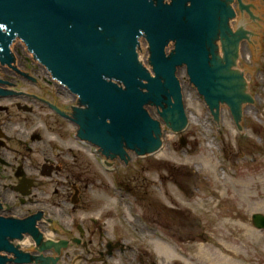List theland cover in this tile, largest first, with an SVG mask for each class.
Here are the masks:
<instances>
[{"label":"rangeland","instance_id":"obj_1","mask_svg":"<svg viewBox=\"0 0 264 264\" xmlns=\"http://www.w3.org/2000/svg\"><path fill=\"white\" fill-rule=\"evenodd\" d=\"M248 1L263 18L262 23L247 20L255 29L250 38L239 37L240 52L234 59L239 72L245 73L249 94L243 103L245 132H240L229 100L219 103L217 126L209 97L191 83L187 68L180 73L189 113L185 126L171 127L166 116L153 108L164 135L160 157L159 153L142 156L136 148L128 151V159H116V170L109 171L97 162L94 148L74 136L72 141L58 140L50 132L51 120L40 121L44 135L63 148L57 154L71 151L64 160L72 166L71 180L83 191V203L73 218L80 223L95 219V225L84 226L96 231V239L123 240L132 248L116 251L107 264H141V258L143 264H264V229L253 224L255 215L264 216V0ZM19 38L12 42L13 59L18 57L14 47L25 41ZM21 52L38 67L29 52ZM1 64L0 59L2 69ZM15 127L19 131V125ZM71 130L74 135L75 127ZM118 180L116 187L113 181ZM56 182L49 187L61 192ZM71 207L66 206L67 211ZM96 248L100 249L97 243ZM71 256L73 264H100Z\"/></svg>","mask_w":264,"mask_h":264},{"label":"water","instance_id":"obj_2","mask_svg":"<svg viewBox=\"0 0 264 264\" xmlns=\"http://www.w3.org/2000/svg\"><path fill=\"white\" fill-rule=\"evenodd\" d=\"M183 1L186 0L166 7L167 14L159 16L150 0H0V46L15 35L27 41L42 63L53 70L74 95L89 103L90 126L98 124L101 117L100 125L94 127L97 131L90 132L96 134V143L108 150H120L125 131L131 133L126 138L131 150L155 149V152L159 149L161 118L148 100L158 101L171 127L185 126L189 113L179 71L182 91L176 77V67L184 64L191 83L200 87L203 97H209L217 126L219 103L229 100L241 124L240 132H245L243 103L249 95L248 88L245 73H239V65L233 67V64L239 37L250 38L255 29L247 20L262 23L263 15L254 11L248 0H226L228 7L221 5L222 16L217 21L210 0H193V9L187 11L190 22L187 27H181L179 22L183 20L184 11L179 5ZM170 24L172 28L168 32ZM3 25L8 27V33L3 32ZM179 29L189 39L179 43L171 61L160 60L155 73L149 63L152 57L149 49L152 46L155 57H161L165 43L162 39L172 37ZM137 33L140 35L135 51L138 65L143 69L136 66L135 52L130 49L136 44ZM106 37L116 38L119 44H107ZM10 48L13 57L12 46ZM133 75L153 83L146 90L148 94L138 90L120 92L106 80L120 78L132 88ZM156 76L164 78L152 79ZM160 83L164 85L161 93L156 88ZM152 90L156 96L160 93L158 98ZM108 121L120 122L119 133L112 140L114 146L106 141L111 128ZM124 157L128 159V154ZM253 219L255 227L264 229L263 215H255ZM10 224L0 219V240L4 236L19 237L17 230L16 234H10L14 231ZM35 239L42 255L53 250L60 255L69 245L67 240L43 243L40 235ZM71 242L80 241L74 238ZM119 245L124 251V244L110 242L102 257L111 256ZM8 251L18 254L13 246L8 245Z\"/></svg>","mask_w":264,"mask_h":264},{"label":"flooded vegetation","instance_id":"obj_3","mask_svg":"<svg viewBox=\"0 0 264 264\" xmlns=\"http://www.w3.org/2000/svg\"><path fill=\"white\" fill-rule=\"evenodd\" d=\"M150 2L158 9L159 16H161L162 13L167 14L166 7H173L178 0H150ZM210 2L211 7L215 9L216 20L218 21L222 16L221 5L227 6L226 0H210ZM193 4V0H186L179 5L184 11L183 20L179 22L181 27L188 26L190 20L187 11L193 9ZM167 21L171 23L168 18ZM168 27V32H170L171 24ZM2 30L7 32L8 27L3 25ZM138 36L139 33L134 37L136 44H132L130 49L135 52L136 66L143 69L138 65V54L135 51L138 45ZM17 37L15 35L14 38H9V41L0 46V59L4 64H1L2 69L0 68V219L10 221V225L14 230L10 234H16L15 230H17L19 237L14 239L12 236H4L3 240H0L2 242L0 263L2 261L3 264H61L62 262L65 263L66 260L71 262L73 257L71 254L74 253L79 261L93 259L95 262H100V264H107L109 256L103 258L101 253H105L107 245L113 241L107 240L104 242V239H96V231L84 226L88 225V222L95 225L97 222L95 219L88 218L85 221L82 219L80 223L78 218H73L78 210L77 206L83 203V191L71 180L72 166L70 162L64 160L68 154H71V151L64 150L61 153V155L64 154L63 156L57 154V150L63 148L56 144L55 139L51 140L44 135L39 126L41 125L40 121L51 120L50 132L54 133L56 139L72 141L74 136L81 144L94 148L100 158L97 162L109 167L107 168L109 171H115L116 159L127 156L128 151L131 150L126 139L131 133L125 131L124 137H121L120 150L115 148L108 150L96 143V134L91 133L90 130H96L94 127L97 128L98 124L100 125L101 117L98 119V124L90 126L89 103L74 95L71 89L60 81L56 73L42 63L39 55L27 41H22V46L14 47L13 51L18 53V57L13 59L10 47ZM145 37L148 45H150L148 34ZM188 39L184 36L182 30H175L172 37L162 39V43L164 41L165 43L161 57H155L151 46L149 50L152 57H150L149 63H151L150 65L154 68L155 73L158 62L162 59L171 61L177 54L179 43ZM105 42L110 45L119 44L116 38L106 37ZM20 48L25 49L26 53L29 52V57L39 63L38 67L23 58ZM182 68L186 70V64L176 67V77L179 84L180 80L177 72ZM41 73H44L45 80L42 79ZM162 78L164 77L156 76L152 79H159L158 81H160ZM106 80L120 92L121 90H138L139 93L148 94L146 90L153 84L151 81L134 75L132 88L127 87L120 78H106ZM42 83L44 86H42ZM163 87L164 85L160 83L156 88L161 93ZM37 90L38 93L35 92ZM152 93L157 98L160 94L158 93L156 96L153 90ZM73 101L76 105H72ZM5 102H8L9 105H4ZM13 110H17V122H15L16 113H13ZM43 113L47 115L42 116ZM108 122L111 128L107 132L106 141L114 146L112 140L119 133L120 122ZM128 122L123 124L124 127H127ZM16 125H19V131L17 132H15ZM33 126L37 127H34L35 130L30 133L29 129ZM72 127L77 129L74 135L71 130ZM127 130H130V126ZM83 149L86 150L85 147ZM58 180L62 181V184ZM51 182L59 183L62 187L61 192L56 188L51 190L49 187ZM119 182V180L113 181V185L117 187ZM123 186L128 191L131 189L127 185ZM68 205L72 207L67 211L66 206ZM55 209H58L57 213ZM39 235L42 236L43 243L49 240L54 242L67 240L70 242L74 238L80 242L78 244L69 243L67 248L62 249L60 255H57L54 250L51 251V254L42 255L37 250L35 243V238ZM54 236L59 238L58 241L53 239ZM98 236L103 238L102 229H99ZM27 239L30 243L25 244ZM18 240L24 244L22 247L23 252L18 251V254L14 255L8 251V245L15 247L14 244ZM118 242L120 241L113 243ZM96 243L100 249L96 248ZM124 246V251H122L123 246L119 245L118 249L109 258L113 257L116 251L123 253L132 249L126 244ZM83 254H86V257ZM140 261L141 264L144 263L142 258ZM71 264L73 263L71 262Z\"/></svg>","mask_w":264,"mask_h":264},{"label":"bare ground","instance_id":"obj_4","mask_svg":"<svg viewBox=\"0 0 264 264\" xmlns=\"http://www.w3.org/2000/svg\"><path fill=\"white\" fill-rule=\"evenodd\" d=\"M25 46V45H24ZM18 47H19V45H18ZM21 50H23L22 48H20ZM25 49H26V46H25ZM239 52H240V49H236V54L235 55H237V54H239ZM237 65V63H234L233 64V67H235ZM179 71V75H180V73H181V71L182 70H178ZM239 73H241V71L239 72ZM189 75V74H188ZM190 78V77H189ZM148 102H149V104L152 106V108H154L156 111H159L160 113H161V116H164L165 114H164V112H163V110H162V108H161V106L159 105V103H158V101L157 100H148ZM159 113V114H160ZM210 113L211 114H213V111H212V107H210ZM164 114V115H163ZM164 137V135H163V129H162V127H161V138H163ZM159 146H157V148H158ZM154 150L155 149H152V150H148V152H146V151H144L143 153H142V155H147V154H150V153H152V152H154ZM142 151V150H141ZM146 152V153H145ZM162 154H163V151H161L159 154H158V157H160V156H162ZM25 244H28V242H26ZM23 243L22 242H20V240H18V241H16L15 242V244H14V246H15V249L17 250V252L19 251V252H23V249H22V247H23Z\"/></svg>","mask_w":264,"mask_h":264}]
</instances>
